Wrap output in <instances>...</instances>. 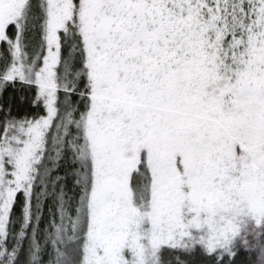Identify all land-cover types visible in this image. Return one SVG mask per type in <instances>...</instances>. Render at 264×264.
<instances>
[{
  "label": "snow or ice",
  "instance_id": "1",
  "mask_svg": "<svg viewBox=\"0 0 264 264\" xmlns=\"http://www.w3.org/2000/svg\"><path fill=\"white\" fill-rule=\"evenodd\" d=\"M0 264H264V0H0Z\"/></svg>",
  "mask_w": 264,
  "mask_h": 264
}]
</instances>
